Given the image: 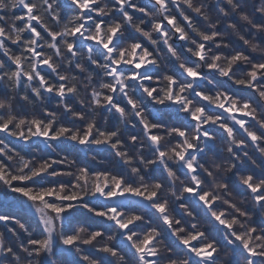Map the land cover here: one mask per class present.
<instances>
[{
    "label": "snow or ice",
    "instance_id": "obj_1",
    "mask_svg": "<svg viewBox=\"0 0 264 264\" xmlns=\"http://www.w3.org/2000/svg\"><path fill=\"white\" fill-rule=\"evenodd\" d=\"M0 134V264H264V0H0Z\"/></svg>",
    "mask_w": 264,
    "mask_h": 264
},
{
    "label": "trees",
    "instance_id": "obj_2",
    "mask_svg": "<svg viewBox=\"0 0 264 264\" xmlns=\"http://www.w3.org/2000/svg\"><path fill=\"white\" fill-rule=\"evenodd\" d=\"M3 134H0V136H2ZM13 143L16 144L17 148H21V144L19 141H13ZM23 152H29V149L25 146L22 149ZM35 155L37 156H44L45 158L47 157V155H52L55 156V153H52L50 149H47L44 147L43 143H40V151L36 152ZM79 160L81 162H85L88 160V156L82 151L79 150ZM13 204V198H12V194H8L5 195L3 190H0V212H19L20 209L18 206H12L10 207L9 205ZM21 215H25V213L21 212ZM28 220L29 223H35L34 218H32L30 215L28 216ZM89 223H94L97 224L99 223V221L96 222H92L89 221ZM89 251H91V249H89Z\"/></svg>",
    "mask_w": 264,
    "mask_h": 264
}]
</instances>
